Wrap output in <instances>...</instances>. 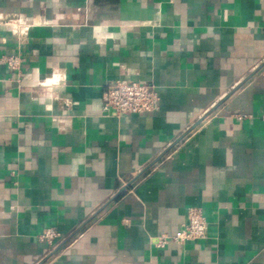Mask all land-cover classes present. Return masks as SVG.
Masks as SVG:
<instances>
[{"label":"crops","instance_id":"0c3cea01","mask_svg":"<svg viewBox=\"0 0 264 264\" xmlns=\"http://www.w3.org/2000/svg\"><path fill=\"white\" fill-rule=\"evenodd\" d=\"M0 17L35 24L0 26V264H264V0H0ZM118 82L151 86L154 110L106 114ZM192 207L206 238L159 248Z\"/></svg>","mask_w":264,"mask_h":264},{"label":"built area","instance_id":"2783aa9c","mask_svg":"<svg viewBox=\"0 0 264 264\" xmlns=\"http://www.w3.org/2000/svg\"><path fill=\"white\" fill-rule=\"evenodd\" d=\"M32 21L21 17L2 18L0 17V26L9 27L11 34L24 41L28 38L29 32L34 27ZM7 68L13 72L21 73L23 60L19 54L6 56L3 58ZM103 110L106 114L115 116H127L152 112L158 100L156 91L148 85L140 83H123L118 82L108 86L104 90ZM241 119V118H240ZM264 122V115L261 117ZM208 223L200 208H190L188 210V224L174 236H162L158 239L157 246L164 248L170 242L185 244L187 242L204 240L207 236ZM61 234L56 228H47L40 236V241L46 242L51 249H56Z\"/></svg>","mask_w":264,"mask_h":264}]
</instances>
